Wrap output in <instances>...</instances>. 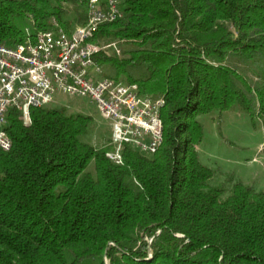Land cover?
<instances>
[{"label":"trees","instance_id":"obj_1","mask_svg":"<svg viewBox=\"0 0 264 264\" xmlns=\"http://www.w3.org/2000/svg\"><path fill=\"white\" fill-rule=\"evenodd\" d=\"M90 0H0V44L88 20ZM91 39L104 74L162 96L164 140L124 163L86 140L92 117L10 108L0 149V264H264V191L213 186L200 114L264 125V0H122ZM229 193V194H228ZM227 195V196H226Z\"/></svg>","mask_w":264,"mask_h":264},{"label":"built area","instance_id":"obj_2","mask_svg":"<svg viewBox=\"0 0 264 264\" xmlns=\"http://www.w3.org/2000/svg\"><path fill=\"white\" fill-rule=\"evenodd\" d=\"M122 0H90L88 20L68 31L53 20L50 29L14 46L0 44V149L12 140L2 128L10 108H18L25 124L30 110L53 102L55 93L89 97L112 125V147L107 156L124 163L130 145L144 154L155 153L164 140L162 109L166 100L139 91L138 84L115 81L94 60L101 50L120 48L117 42L91 41L99 26L123 16Z\"/></svg>","mask_w":264,"mask_h":264},{"label":"rangeland","instance_id":"obj_3","mask_svg":"<svg viewBox=\"0 0 264 264\" xmlns=\"http://www.w3.org/2000/svg\"><path fill=\"white\" fill-rule=\"evenodd\" d=\"M47 106L64 109L67 114L91 116L92 123L84 140L99 147H112L111 122L89 97L58 92ZM197 118L204 127L203 138L197 146L199 159L214 172L211 185L230 190L235 182L240 181L264 191L262 121L258 118L252 120L239 106L223 112L213 110Z\"/></svg>","mask_w":264,"mask_h":264}]
</instances>
